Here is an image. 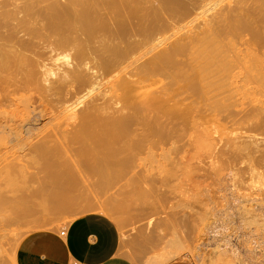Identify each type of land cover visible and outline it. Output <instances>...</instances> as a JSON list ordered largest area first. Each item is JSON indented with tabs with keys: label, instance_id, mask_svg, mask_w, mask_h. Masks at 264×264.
I'll use <instances>...</instances> for the list:
<instances>
[{
	"label": "bare ground",
	"instance_id": "obj_1",
	"mask_svg": "<svg viewBox=\"0 0 264 264\" xmlns=\"http://www.w3.org/2000/svg\"><path fill=\"white\" fill-rule=\"evenodd\" d=\"M11 1L0 0V135L34 128L41 144L59 143L43 156L66 148L100 162L87 170L113 177L128 170L111 166L117 158L150 155L156 136L186 127L197 137L187 145L180 196L187 243L181 227L179 237L173 230V257L184 246L202 264L204 227L216 234L238 222L248 235L263 232L264 0ZM15 101L23 109L12 118ZM226 243L221 254H237Z\"/></svg>",
	"mask_w": 264,
	"mask_h": 264
},
{
	"label": "rangeland",
	"instance_id": "obj_2",
	"mask_svg": "<svg viewBox=\"0 0 264 264\" xmlns=\"http://www.w3.org/2000/svg\"><path fill=\"white\" fill-rule=\"evenodd\" d=\"M25 1L12 0L11 2L20 5ZM19 13L21 12L19 11ZM21 14H19V17ZM24 26L32 27L33 25L28 22L17 30H22ZM25 27L23 30H25ZM159 47L161 48L163 45L158 46L157 49ZM157 49L155 48L154 51ZM145 56L141 59L146 58ZM57 62L59 61H54V64H58ZM15 103H18L17 106ZM14 104L15 106H13ZM14 104L11 105L12 107L9 106V111H7L8 116L12 118L15 117L14 111L17 112L23 109L22 102L15 101ZM32 105L37 106L36 103ZM47 106L49 107V105ZM57 106L59 107L58 104H54L49 108H55V111ZM14 107L17 109L15 110ZM39 107L37 106L36 109H43V107ZM44 120L42 122H45L44 125L47 127L46 119L44 118ZM53 121L55 122V120ZM52 122L49 124L50 127ZM46 127L45 130H47ZM178 128L175 130L177 134L175 131H171V133H174L173 135L170 133L171 136L168 135L170 138L165 137L164 140L161 136L163 141L156 136L150 155L141 153L128 162H123L121 161L123 159L117 158L116 161L118 162L111 166H124L128 170L114 174L113 177H110V174L104 176L87 170L86 166L99 165L100 162H85L77 156L78 154L75 153L74 156L68 150V154H65L63 151L66 148L60 149L57 147L65 155H62L63 153H53L52 155L51 153V155L48 154L49 156H43L44 154L41 152H46L50 148L49 146H59V143L49 141V146L41 144L38 140L39 136L35 137L32 133L34 128L21 129L19 134L14 132L3 133V137L0 135V264H15L16 247L19 241L28 233L52 229L59 231L65 228L73 217L86 211H97L114 220L120 236L119 251L132 264H196L191 254L189 255L184 248L187 239L186 233L182 235L185 230L182 218L185 216L186 208L183 206L184 199L182 202L180 197L184 190L186 154L190 148L189 144L194 142L192 139L195 140L196 136L192 135L193 132L191 133L186 127ZM126 141L125 138H121L118 142L115 141L116 144L113 146L126 143ZM77 145L79 144H74L73 147ZM44 157H46L45 160ZM46 161L51 164L49 165L51 166V173H48L50 167L46 166ZM73 166L79 167L81 170L79 169L80 171L77 173V169ZM46 167L48 168L46 169ZM62 169L66 171L70 169L69 173L71 174H62ZM240 192L247 193L245 190ZM260 194L264 198V187H261ZM181 216L183 217L181 218ZM177 220L180 223L179 226L176 225ZM233 223H228V226H225L227 229L223 228L222 230L220 227L216 228L219 229L218 231L214 229L216 234L212 233L210 228L208 230L204 227L205 234L201 231L197 233L198 235L201 234L202 239L197 238L199 236H197L196 230L194 231L195 236L193 235V237H196L197 241L201 239L200 241L204 247L200 245L201 251L198 250L200 256L203 257V260H201V257L199 258V262L202 261V264H238L241 262V264L244 262L245 264H264V245L260 244H264V240H261L264 239L263 228V232L260 231L261 228H258V231L256 230L258 233L261 232L263 235L261 237L259 236L260 233L257 235L255 230V234L250 232L248 235L249 231H245L243 227H240L241 225L238 222ZM229 226H233V228H229ZM234 227H236L237 232L236 230L234 232ZM176 228H180L182 231L180 237L184 236L182 238L184 241H181L184 246L173 257L169 241L173 234L175 235L173 232H176ZM178 231L176 236L179 234ZM208 234L209 236H206ZM210 234H214V237ZM227 234L229 235L227 236ZM258 238L261 240L260 243ZM196 239L194 238V244L197 242H195ZM248 240H252L253 243L248 242ZM200 241L197 244H200ZM221 242L224 245L227 242V248L229 246L232 249L235 247L234 250L237 244L238 250H235L237 254H221V249L226 247ZM245 242L247 244L245 246L256 243L251 245L252 247L258 243L259 246L256 247L259 248L245 247ZM214 245L216 250L218 248V252L214 251ZM219 245L222 248L217 247ZM260 245L263 247L262 249ZM208 247L211 249L209 250ZM249 249H254V253H249L251 251ZM238 253H240L239 259ZM236 256L237 263L233 260ZM241 258L244 259L238 261Z\"/></svg>",
	"mask_w": 264,
	"mask_h": 264
},
{
	"label": "crops",
	"instance_id": "obj_3",
	"mask_svg": "<svg viewBox=\"0 0 264 264\" xmlns=\"http://www.w3.org/2000/svg\"><path fill=\"white\" fill-rule=\"evenodd\" d=\"M63 229V234L52 229L25 235L16 247L15 264H132L119 251V231L111 217L86 211Z\"/></svg>",
	"mask_w": 264,
	"mask_h": 264
},
{
	"label": "built area",
	"instance_id": "obj_4",
	"mask_svg": "<svg viewBox=\"0 0 264 264\" xmlns=\"http://www.w3.org/2000/svg\"><path fill=\"white\" fill-rule=\"evenodd\" d=\"M63 233H64V229H60L59 234H63Z\"/></svg>",
	"mask_w": 264,
	"mask_h": 264
}]
</instances>
